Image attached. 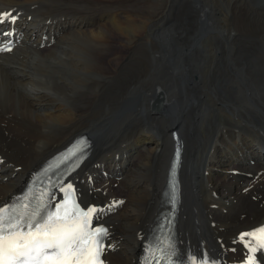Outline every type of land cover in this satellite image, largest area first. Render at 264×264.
I'll return each mask as SVG.
<instances>
[{
    "label": "bare ground",
    "instance_id": "1",
    "mask_svg": "<svg viewBox=\"0 0 264 264\" xmlns=\"http://www.w3.org/2000/svg\"><path fill=\"white\" fill-rule=\"evenodd\" d=\"M56 1L0 0V210L88 130L96 150L71 180L108 226L104 264H138L175 126L187 151L180 241L219 264H264V246L244 235L264 222V0H184L181 34L160 25L161 11L137 25L87 15L93 4L131 0H70L84 4L73 13ZM227 9L232 27L217 17ZM113 36L130 40L125 51Z\"/></svg>",
    "mask_w": 264,
    "mask_h": 264
},
{
    "label": "snow or ice",
    "instance_id": "2",
    "mask_svg": "<svg viewBox=\"0 0 264 264\" xmlns=\"http://www.w3.org/2000/svg\"><path fill=\"white\" fill-rule=\"evenodd\" d=\"M11 19L14 21L15 17ZM94 211L89 209L84 216H90ZM37 216L39 213L34 212L27 223L28 229L34 228L26 234L28 238L16 230L21 226L20 220L13 223L15 217L8 221L0 217V264H31L32 261L37 264H99L100 242L97 237L106 230L97 228L88 233L85 221L69 220L67 212L62 217L59 209L48 214L47 218L41 216L37 220ZM244 235L256 238L264 246V228Z\"/></svg>",
    "mask_w": 264,
    "mask_h": 264
},
{
    "label": "rangeland",
    "instance_id": "3",
    "mask_svg": "<svg viewBox=\"0 0 264 264\" xmlns=\"http://www.w3.org/2000/svg\"><path fill=\"white\" fill-rule=\"evenodd\" d=\"M69 1V2H68ZM64 0L63 2H62V0H57L56 2L58 3H54V4H57V8H62V7H70L71 6V10H67V11H71L70 13H73V11L74 12H76V11H79V10H82L81 9V6H83L84 4H83V2H80V1H70V0ZM106 1H111V0H106ZM67 4H66V3ZM168 2V3H167ZM169 2H170V6H169V8H168V4H169ZM59 3H60V5H59ZM64 3V4H63ZM106 4L103 6V7H100L99 8V5L98 4H93V7H92V5L91 4H89V6L91 5V7H90V11L92 10V12H93V14L92 15H90L91 14V12L89 11V13L87 14V15H89L88 17L90 18V19H92L93 18V20H98V19H101L103 16H105V22H106V24L108 25V26H110L111 24H115V23H121L122 21H123V23H121V24H123V25H126V24H134V25H137V24H143V22L147 19V18H149V16L150 17H152L153 18V15L157 12V11H161V13H165L166 14V17H164V19L162 20V22L160 23V25H162L163 27H166V28H168V27H170V28H173V26L175 27L176 25H177V27H175L174 29L177 31V32H179L180 34L181 33H183L184 31H186V30H184L185 29V27H187V26H190V22H189V18L187 17V15H185V14H187L186 13V11H185V2H184V0H171V1H167V0H131V1H124V2H105ZM110 3V4H109ZM177 3V4H176ZM46 4H47V0H46ZM109 4V5H108ZM176 4V5H175ZM40 5V4H39ZM39 5H37L36 6V8L34 9V11L33 12H35V10H36V12L39 10L40 11V14L42 13V12H44V9L43 8H40V7H38ZM61 5H63V6H61ZM68 5H70V6H68ZM135 5V6H134ZM180 5V6H179ZM98 6V7H97ZM108 6V7H107ZM114 6H115V8H114ZM117 6V7H116ZM173 6V7H172ZM179 6V7H178ZM105 7V8H104ZM160 7V8H159ZM164 9H163V8ZM59 8V9H60ZM75 8V9H74ZM93 8V9H92ZM168 8V9H167ZM176 8V9H175ZM181 8V9H180ZM112 9V10H111ZM117 11H116V10ZM121 9V10H120ZM174 11H173V10ZM64 9H61V11H63ZM76 10V11H75ZM95 10H97V11H95V13H94V11ZM119 10V11H118ZM228 10V9H227ZM223 11L219 16H217V17H219V19L222 21V24L224 25V27H232L233 25H234V21H235V19L233 18V16H232V13H231V11L232 10H228V11ZM122 11V12H121ZM166 11V12H165ZM35 12V13H36ZM115 12V13H114ZM117 12V13H116ZM118 12H119V14H118ZM78 13V12H77ZM149 13V14H148ZM38 14H39V12H38ZM80 14V13H79ZM175 14V15H174ZM182 14V15H181ZM208 14H209V16L212 18H214V15H213V13H211V11H209L208 12ZM179 15V16H178ZM68 16V15H67ZM70 16V15H69ZM116 18H115V17ZM133 16V17H132ZM178 16V17H177ZM227 16V17H226ZM231 16V17H230ZM107 17H108V19H107ZM121 19V21H120V19ZM135 18V19H134ZM118 19V20H117ZM125 19V20H124ZM132 19V20H131ZM166 19V20H165ZM227 19V20H226ZM231 19V20H230ZM233 19V20H232ZM104 20V19H103ZM115 20H117L116 22H113V21H115ZM138 20V21H137ZM164 21V22H163ZM224 21V22H223ZM233 21V22H232ZM173 22V23H172ZM188 22V23H187ZM226 22V23H225ZM178 23V24H177ZM230 23V24H229ZM228 25V26H225V25ZM232 24V25H231ZM179 25H180V27H179ZM146 27H147V25H146ZM143 29H145V30H147L146 28H145V26H144V28ZM182 29V30H181ZM148 32H146L145 34H147ZM116 37V38H115ZM203 39V38H202ZM112 40V41H111ZM121 40V41H120ZM123 40V41H122ZM62 41H64V39H62L61 40V42L60 43H62ZM110 41L114 44L115 42H117V43H115L117 46L119 45L120 47H122L121 49L122 50H124L125 51V48L123 47V45H125V44H128V43H130V40H128V38H120V37H118L117 38V36H113L111 39H110ZM141 41V40H140ZM174 41H176L175 39H172V38H170L167 42H169V44L174 48L175 46L177 47V48H180L178 45H176V44H178L177 42H174ZM118 42H120V43H118ZM126 42V43H125ZM172 42V43H171ZM173 44V45H172ZM62 45L64 46V43H62ZM174 51H175V53H176V55L177 56H180V54L182 53V50H178V49H174ZM174 53V52H173ZM175 59H176V56H175ZM73 75V74H72ZM74 76V75H73ZM77 77V76H76ZM75 76H74V78H76ZM72 87H75L73 90H75L76 89V86L74 85V82L72 83V81H71V84H70ZM77 90V89H76ZM175 128H177V127H175ZM82 132H86L87 131V133H89V135H91V133L88 131V130H81ZM81 131H78V132H81ZM93 133H95V132H93ZM76 134V133H75ZM182 136L184 137V134L182 133ZM91 138H92V136H91ZM70 139V138H69ZM184 139H185V137H184ZM184 139H183V141H184ZM92 140H93V147H92V151H95L96 149V144H95V140H94V138H92ZM121 140V141H120ZM123 140V141H122ZM124 144H125V139H119L118 140V142H117V144H116V146H115V149L116 150H114V152H119V150H121L122 149V146H124ZM106 177V176H105ZM91 184H94V182L92 181V183ZM113 189L114 190H116V191H118V190H122V192L123 193H121L120 195H123L124 194V191H123V189L118 185V183H114L113 184ZM111 210V208L109 209V211ZM116 210H117V207H115L114 209H113V211L114 212H116ZM180 216H179V219H178V233H179V238H180ZM181 241H182V239H181ZM180 241V242H181ZM182 243V242H181ZM196 248H198L197 249V252L198 253H202V251H200L199 252V247H196ZM192 250H195L196 251V249H192ZM201 253H200V255H201ZM204 254V253H203Z\"/></svg>",
    "mask_w": 264,
    "mask_h": 264
},
{
    "label": "water",
    "instance_id": "4",
    "mask_svg": "<svg viewBox=\"0 0 264 264\" xmlns=\"http://www.w3.org/2000/svg\"><path fill=\"white\" fill-rule=\"evenodd\" d=\"M186 163H187V159L185 158V160H184V168H185Z\"/></svg>",
    "mask_w": 264,
    "mask_h": 264
}]
</instances>
